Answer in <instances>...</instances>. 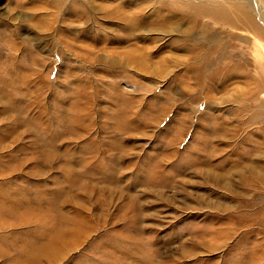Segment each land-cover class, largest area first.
<instances>
[{
  "label": "rangeland",
  "instance_id": "rangeland-1",
  "mask_svg": "<svg viewBox=\"0 0 264 264\" xmlns=\"http://www.w3.org/2000/svg\"><path fill=\"white\" fill-rule=\"evenodd\" d=\"M229 1L0 0V264H264V2Z\"/></svg>",
  "mask_w": 264,
  "mask_h": 264
},
{
  "label": "bare ground",
  "instance_id": "bare-ground-1",
  "mask_svg": "<svg viewBox=\"0 0 264 264\" xmlns=\"http://www.w3.org/2000/svg\"><path fill=\"white\" fill-rule=\"evenodd\" d=\"M229 1V0H228ZM225 2V1H224ZM261 2V0H260ZM264 2V0H263ZM220 3V2H219ZM251 3V0H246V5L245 6H239L237 9L234 10L232 8L231 10H227L229 7V4H233L232 2L229 1L228 6H224L225 4H217L215 6L209 5L210 9H206V5L201 6L200 8H196L199 11L203 12L204 14H209L211 17L213 16L215 20L217 21H225V22H230L233 25L237 26H242L250 29V31L255 34L259 35L260 34V28L258 25L255 23V19L247 13V9ZM255 6L257 7V3H254ZM218 7V8H217ZM247 7V9H246ZM264 16V14H263ZM209 36V34H208ZM207 37V36H206ZM209 37H212L211 35ZM201 39V38H200ZM206 39V38H205ZM202 39V40H205ZM213 40V38H212ZM200 41V40H199ZM180 44H183L184 46L186 45V42L180 41ZM204 43V42H203ZM215 43V42H214ZM213 43V44H214ZM210 44V43H209ZM205 48V46H204ZM211 48V47H210ZM207 49H202V52H205ZM223 55V54H222ZM173 56V55H170ZM217 56V55H216ZM221 57V56H220ZM215 58V57H214ZM242 59V58H241ZM206 60V59H205ZM137 61V60H136ZM140 61V60H139ZM211 63V62H210ZM141 68V67H139ZM216 68V67H215ZM264 176V175H262Z\"/></svg>",
  "mask_w": 264,
  "mask_h": 264
}]
</instances>
